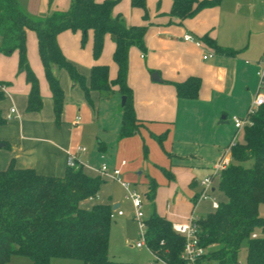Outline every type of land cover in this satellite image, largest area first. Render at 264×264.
<instances>
[{"label":"trees","instance_id":"trees-1","mask_svg":"<svg viewBox=\"0 0 264 264\" xmlns=\"http://www.w3.org/2000/svg\"><path fill=\"white\" fill-rule=\"evenodd\" d=\"M117 2L70 0L66 10H54L39 18L22 9L18 0H0V50L5 53L18 50V69L24 71L30 86L26 112L42 109L38 80L26 58V30H33L56 125L61 124L63 113V90L56 69L64 68L72 83L80 85L91 106L92 91L103 97L117 87L126 98L121 106L119 138L138 132L132 90L127 84L128 53L131 46L144 50L146 25L125 24L120 14H113ZM220 2L172 0L169 14L182 21ZM48 3L50 5L51 0ZM130 4L141 8L143 19L147 18L146 0H130ZM65 30H80L83 36L91 30L95 59L101 54L105 35L110 34L115 43L112 59L117 67L116 77L110 80L109 67L99 64L90 68L88 77L80 74L58 45L57 35ZM202 40L216 51H230L217 46L207 34ZM200 84L199 77L191 76L174 86L178 97L195 99ZM3 98L4 93L0 91V101ZM245 116L251 123L243 128V141H231L221 157L229 148L231 163L217 176L224 200L197 219L199 243L206 249L204 260L208 263L264 264V217L259 214V206L264 203V103L252 114L247 111ZM5 122L0 111V125ZM164 137L154 136L160 145ZM144 152L146 154L145 146ZM103 183L101 176L86 174L81 164L66 166L62 176L40 174L33 168H17L12 162L0 169V264H6L12 254L28 257L29 264H50L52 258L77 259L83 264H139L109 258L112 206L95 203L83 207L81 204L96 197ZM156 187L151 181L149 198H153ZM145 222L146 246L155 259L144 264H181L184 237L154 209ZM254 232L258 234L256 237L251 236ZM242 248L246 251L243 261L240 260Z\"/></svg>","mask_w":264,"mask_h":264},{"label":"crops","instance_id":"crops-1","mask_svg":"<svg viewBox=\"0 0 264 264\" xmlns=\"http://www.w3.org/2000/svg\"><path fill=\"white\" fill-rule=\"evenodd\" d=\"M128 3L130 4V0H123L121 4L115 5L113 14H121L119 10L122 9L130 14L128 19L125 18L127 25H146L144 50L131 46L128 53L127 84L132 90V103L139 128L134 135L124 138H119L118 135L114 159L106 157V148L101 141H98L100 160L105 162L109 169L119 168L120 177L125 178V181L126 179L134 180L135 185L140 190H144L146 198H149V186L151 181H154L157 187L151 208L172 224L185 222L190 216L199 218L212 210L210 204L211 209H204L200 216L194 215L197 204L201 202L196 204L194 202V198L201 190L200 181L209 175L196 180L192 172L203 167L211 168V163L219 162L223 156V150L233 140V138L229 139L230 133H225L221 125L228 124L229 118L235 129L233 116L245 117L253 101L255 78H258L259 60L263 57L264 47L255 54L251 42L247 43L245 37L252 32V22L260 14V5L264 9V0H221L219 5L202 9L194 17L182 21L169 14L172 0H146L147 13H149L146 19H143L144 12L141 8L131 9L127 6ZM27 10L25 11L31 14L28 8ZM40 10L44 17L57 9L49 5L45 11ZM31 31L33 30H26V34L31 40L32 48ZM88 31L92 33L91 30ZM68 33H71L70 30L60 32L57 35V42L67 58L77 63L76 59L80 60V58H75L67 45V38L70 35ZM187 33L206 46H197L194 42L183 40V35ZM205 34L217 46L230 51H216L202 40ZM77 37L78 34H75L74 39L76 40ZM35 39L37 45L36 34ZM114 48L113 38L110 34H106L103 41L105 57L97 62L78 61L80 71L88 77L90 68L95 63L107 65L109 79H114L117 67L113 59L107 58L108 52L113 54ZM208 49L212 50L213 54L203 59ZM153 73L157 74L158 80L151 78ZM38 76L41 93L47 99L45 105L47 109L48 106L50 107L44 121L39 115L40 111L26 112L25 110L29 84H23L16 92V89L10 90L8 83L0 80V91L4 93V98L9 103V107L1 113L2 116L5 118L12 107L16 108L19 115L0 125V142L3 143L0 147V169L7 168L12 162L17 168H33L40 174L62 176L67 166V152L74 150L76 159L82 164L84 172L90 176H100L98 172L100 165H93L88 158L86 159V148L84 147L85 151L79 150V146L74 149L70 145L73 140L67 139L61 126L55 124L51 93L47 91L40 73ZM191 76L199 77L201 80L197 97L195 99L178 97L174 84L183 82ZM60 78L62 84L67 86L69 81L65 75L61 73ZM0 79L6 78L0 77ZM92 92L97 96L98 101L96 107L94 103L92 108L86 104L87 117L91 121L98 120L102 113V105H105L111 110L110 120L113 115L116 117L112 119L113 125L116 124L115 119L119 121L120 130L121 110L118 99L121 94L117 87H113L112 98L104 102L107 104L101 102L98 92ZM77 117L80 118L78 120L80 122L82 120L80 116H75V122ZM74 131L80 135L82 130L78 128ZM235 134L236 129L233 137ZM160 135L165 136L162 145L154 138ZM142 144L146 148V154L145 152L143 154L144 150L141 151ZM119 154L120 160L117 158ZM125 155L138 156L136 164L129 165ZM152 166L159 168L163 175L162 181H159L161 179L155 175ZM138 168H143L147 173L144 175L142 169L137 171ZM133 170H136V174H132ZM149 171L155 174L151 175ZM183 173H187V177H184ZM106 182L107 180H104L103 184ZM161 184H166V189L172 186L165 196V207H161L157 200L163 187ZM134 190L137 191L136 188ZM98 193L96 197L81 202L82 206L90 207L95 203H105L110 204L112 210L120 209V203L113 202L110 196L107 199L98 200ZM203 201L202 204L207 200ZM114 205H116L115 209ZM144 207L146 211V206ZM115 215L120 217L125 213Z\"/></svg>","mask_w":264,"mask_h":264},{"label":"rangeland","instance_id":"rangeland-1","mask_svg":"<svg viewBox=\"0 0 264 264\" xmlns=\"http://www.w3.org/2000/svg\"><path fill=\"white\" fill-rule=\"evenodd\" d=\"M18 1H19V6L22 9L24 8L25 10H27L28 8L29 11H31V14L39 18L43 16L41 10L39 11V9H42L45 11V9L49 6L48 4L49 0H18ZM122 1L123 0H118L116 5L121 4ZM69 5H70V0H53L50 3V6L53 9H57V10H66L69 7ZM127 6H129V8L131 9L133 8L129 3ZM147 8L148 7L146 5V9ZM259 11H260V14L258 15L257 19L253 20L252 22L253 23L252 32L249 35L247 34L245 37V41L247 43L249 41L251 42L252 48L255 54L258 51L263 50V47H264V44H263L264 42V9L262 8L261 5L259 7ZM147 12H148V9H147ZM119 13H121L120 15L122 16L123 21L126 24V19L130 17L129 12L120 9ZM148 14L149 13H147V15ZM255 30L257 31L255 32ZM31 32L33 34L32 35L33 36L32 37V48L30 46L31 40L28 39L29 36L27 37V34H26V58L30 66V69L35 74L38 80L39 91H40V95L42 96V109L40 110L39 115L41 116L42 121H44L45 118H47V114H49L50 107L48 106V109H47L45 105V103L47 102V99L46 97L43 96L40 90V80L38 76L39 73L42 76L43 80L45 81V85L47 87V91L49 92V94H50V89L48 86V82L45 78V74L42 68V63H41V60L38 54L35 34H34V31H31ZM70 32L71 33H68L70 35L67 38V45L68 47L71 48V53L73 54V56L75 58H80V60L76 59L77 63H75L74 61L67 58L65 53L64 55L76 67L77 71L80 74L84 75L80 71L79 65H77L79 64L78 61L79 62L81 61V63H84L86 60L91 61V62L92 61L97 62L101 58L103 59L105 57V49L103 50L102 48L101 54L99 55L98 58L95 59L93 56V51H92V44H93L92 33L88 31L86 35L83 36V33L80 30H77V32L70 30ZM75 34H78V37L76 40L74 39ZM202 46L204 47L206 45L202 42ZM211 51L212 50L208 49L206 53L211 52ZM211 53H213V51ZM107 58L108 60L112 59V52L110 51L108 52ZM18 61H19L18 50H14L11 53H5L0 50V77L6 78V79H0V80H3L6 83H8L10 90L16 89L15 90L16 92L19 91L18 89L19 87L27 83L25 80L24 71H19L18 69ZM95 64H98V63H95ZM56 70H57L56 72L58 74L60 86L63 90V113L61 117L62 122L60 124L61 129L63 130V134L67 137V139L71 138V140H73V143H71L70 145H72L74 149H76L78 146L86 148L87 150V152L85 153L86 159L88 158L90 163H92L93 165H100V166H101L100 163L106 164L105 162H101L100 160V156H99L100 154L98 151V148H99L98 141H101L102 144L105 146L106 157L107 158L111 157L112 159H114L116 157V142H117V138L119 135V128H118L119 121L115 119L116 124L113 125L112 119L113 117L114 118L116 117L115 115H113L112 119L110 120L111 113L109 112L111 110H109L110 108L105 105H102L103 107H102V113H101L100 118L98 120L91 121L86 115V108H87V105L90 108H92V106L87 102L80 85L72 83V80L70 79L68 75V72L64 68H57ZM61 73L64 74L67 80L69 81L67 86H64V84H62L63 82H61V78H60ZM18 78H20L19 81H18ZM258 88H259V77L258 78L256 77L255 78V90L252 93L253 99L256 95V90L258 91ZM92 93L93 92H91V100L95 104V107H96L97 101H98L97 96L93 95ZM48 96L50 97V95ZM112 96L113 95L110 93L108 96L100 97L101 102H103V104H107L104 102H106L107 99L110 100ZM121 97L120 99H118L119 100L118 105H119L120 110H121V107H120ZM48 100H49L48 102H50V98H48ZM8 107H9L8 100L6 98H3L0 101L1 113L5 112V110ZM65 109H67L66 112L64 111ZM75 116H80L82 120L78 123H75V120H74ZM117 116H118V112H117ZM227 121H229V123L221 125V128L224 130L225 133H230L229 139L235 138V140H237L238 142H242L243 135H244L243 129L237 131L235 134V137H233L235 133V129L233 128L232 123L230 122L229 118ZM73 128H76V129H73ZM78 128H81L82 130L80 131L81 132L80 135L77 134L76 131H74V130H77ZM35 133L33 134L35 135ZM78 133H79V130H78ZM228 141L229 140H227V142ZM143 150H144V147L142 144L141 151ZM71 153H74V150L73 151L71 150ZM143 154H144V151H143ZM124 157L128 160L129 165H132V166L135 165L136 161L138 160V156H135V155L131 157L125 155ZM225 157L229 159L227 163L228 165L229 163H231L229 148L226 150ZM117 158L120 160L121 155L120 154L117 155ZM216 164H218V161L211 163L210 164L211 168L207 169L203 167V169H195V171L193 170L192 174H193L194 179L200 180L204 176H207V175L210 176V174L213 173V168L216 166ZM152 168L156 174L151 171H149L148 173H150L151 175L153 174L157 175L158 179L163 178V175L162 173H160V170L158 167L152 166ZM155 169L157 171H155ZM140 170L143 171L144 175L147 173L146 170H144L143 168H138L137 171H140ZM134 173L136 174V170L132 171V174ZM186 174L187 173H183L182 175L185 177ZM122 179H124L125 181V178H122ZM126 181L127 182L130 181L129 183L131 187L134 189L136 188L137 191L142 194L143 204L144 206H146V211H144L145 218H146L147 213L149 214L152 210L151 207H153L152 199L145 197L144 195L145 193H143L144 190H140L135 185L134 180L126 179ZM159 181H162V179ZM161 185H163V187L160 190V194L157 197V200L159 201L158 203L160 204L161 207H165V200H166L165 196L170 191L172 186L166 189L165 188L166 184H161ZM212 185L215 188L214 193L212 194V197H214V199L218 202L223 201L224 195L218 189V178L217 177L213 178ZM109 196L111 197L113 202L116 201L120 203V209L125 213L124 216H120V217L114 215V217L111 219V227H110V232H109L110 242H109V248H108L109 258L115 261L133 262V263H139V264H144V263L151 261L153 257L145 245H143L142 247H136V242L139 241L141 237L139 235L138 224L133 218L134 209L131 206L130 200L126 199L125 189L119 183L113 182L111 180H107V182L103 184L100 188V192L98 193V200L107 199ZM202 202L204 201H201L197 204L196 209H195L196 213H194V215L200 216L203 214V212L206 209H211L210 200L205 201L204 204H202ZM144 210H145V207H144ZM259 214L264 217V203H262L259 206ZM245 254H246L245 248H242L240 251L241 261L244 260ZM29 262L30 260L26 256L12 254L10 255L9 260L6 264H29ZM50 264H83V262L77 259H70V258H67V259L52 258L50 260Z\"/></svg>","mask_w":264,"mask_h":264},{"label":"built area","instance_id":"built-area-1","mask_svg":"<svg viewBox=\"0 0 264 264\" xmlns=\"http://www.w3.org/2000/svg\"><path fill=\"white\" fill-rule=\"evenodd\" d=\"M185 41L194 42L197 46H202V42L191 34H184L182 37ZM213 53L208 52L203 55V59L211 57ZM260 69L258 70L257 74L259 77V88L260 90L256 93L252 103L249 105L247 111L249 114H252L260 105L264 103V51L263 57L259 60ZM19 117L17 110L15 107L10 108L9 113L6 115L5 119L10 120L13 118ZM80 118H76V122H78ZM234 127L236 132L243 129L246 125L251 123L250 119L240 116H233L232 118ZM75 122V123H76ZM235 137V136H234ZM235 141L233 138L232 142ZM81 151H85L84 147L78 148ZM227 150V149H226ZM226 153V151H225ZM228 158L223 157L218 164L213 168V173L210 176L203 178L200 181L201 190L196 196V202L203 201V200H210L212 209H216L218 207V201L212 197V181L214 177L219 175V172L227 166ZM124 163V162H123ZM66 164L70 167H77L79 164L76 155L71 152H67ZM82 165V164H81ZM100 176L105 180H111L119 183L126 191V199L130 200L131 205L134 209L133 218L138 224L139 235L141 239L136 242V247H142L143 245L146 246V222H145V213H144V204H143V196L141 193L137 192L136 190L132 189L130 183L124 181L120 177V169L119 168H112L109 169L106 164H101L98 169ZM92 199V198H90ZM122 215L123 211L120 209L112 210L111 218L114 215ZM197 217L190 216L187 221L185 222H178L173 223L172 228L173 230L184 237V246L181 252L182 263L181 264H217V263H208L204 260V255L206 254V249L202 247L199 243L198 238V224H197ZM258 234L257 232L252 233V237H256ZM264 235V234H263ZM147 247V246H146ZM151 254V253H150ZM152 255V254H151ZM152 259H155V256L152 255Z\"/></svg>","mask_w":264,"mask_h":264},{"label":"water","instance_id":"water-1","mask_svg":"<svg viewBox=\"0 0 264 264\" xmlns=\"http://www.w3.org/2000/svg\"><path fill=\"white\" fill-rule=\"evenodd\" d=\"M151 78H152L153 80H158V76H157L156 73H153V74L151 75ZM125 100H126L125 96H122V97H121V105H122V106L125 104ZM1 146H3V143H2V142H0V147H1ZM113 208L115 209V208H116V205H114Z\"/></svg>","mask_w":264,"mask_h":264}]
</instances>
